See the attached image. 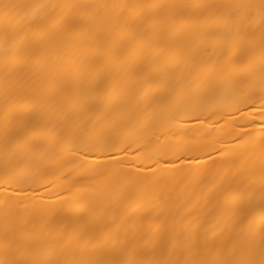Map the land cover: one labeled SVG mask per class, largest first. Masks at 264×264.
<instances>
[{"label": "bare ground", "instance_id": "6f19581e", "mask_svg": "<svg viewBox=\"0 0 264 264\" xmlns=\"http://www.w3.org/2000/svg\"><path fill=\"white\" fill-rule=\"evenodd\" d=\"M0 264H264V0H0Z\"/></svg>", "mask_w": 264, "mask_h": 264}]
</instances>
